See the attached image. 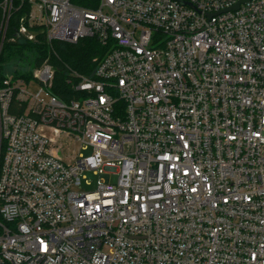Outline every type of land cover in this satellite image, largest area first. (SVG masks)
<instances>
[{"label":"built area","instance_id":"built-area-1","mask_svg":"<svg viewBox=\"0 0 264 264\" xmlns=\"http://www.w3.org/2000/svg\"><path fill=\"white\" fill-rule=\"evenodd\" d=\"M13 1L0 52L21 6L106 51L69 99L47 62L0 81V264H264V0Z\"/></svg>","mask_w":264,"mask_h":264},{"label":"trees","instance_id":"trees-1","mask_svg":"<svg viewBox=\"0 0 264 264\" xmlns=\"http://www.w3.org/2000/svg\"><path fill=\"white\" fill-rule=\"evenodd\" d=\"M1 1V0H0ZM81 4L87 5V2L80 1ZM14 6L18 8L17 0L13 1ZM23 6L18 8L10 17L5 39L0 52V81L3 79L2 69L6 63L20 58L21 53L28 52L31 54L32 67H40L44 62L50 64L54 69V76L51 86V92L59 98L65 100L73 97L75 92L71 84L67 82L68 69L85 76H91L95 66V57L105 53L106 47L103 46L96 38L87 37L80 39L77 43L68 44L59 41L48 42L43 33L36 35V40L29 41L14 33L17 25L18 15L22 12ZM2 10L0 7V21ZM13 38V39H12ZM32 76H27L29 80ZM76 95V94H75ZM14 101V100H13ZM11 112H21L24 105L13 106Z\"/></svg>","mask_w":264,"mask_h":264},{"label":"rangeland","instance_id":"rangeland-1","mask_svg":"<svg viewBox=\"0 0 264 264\" xmlns=\"http://www.w3.org/2000/svg\"><path fill=\"white\" fill-rule=\"evenodd\" d=\"M21 57L20 58H16L13 61H10L9 63H6V65H4V68L2 69V73H3V78H18V79H23L24 81H28L26 78L27 76L34 72V70L37 67H32V59L30 57V53L27 52L26 53H21ZM32 77V76H31ZM29 88L31 91H37V89L39 88V85L36 82H31L29 84ZM79 152L83 155H87L89 153H91V148H80ZM84 181L85 182H89V185H86L85 183V188H92L95 186V183L98 180V175L94 174L92 171H84Z\"/></svg>","mask_w":264,"mask_h":264},{"label":"water","instance_id":"water-1","mask_svg":"<svg viewBox=\"0 0 264 264\" xmlns=\"http://www.w3.org/2000/svg\"><path fill=\"white\" fill-rule=\"evenodd\" d=\"M245 1H247V0H239V1H238V2L232 7V9L237 8L238 5H239L240 3L245 2Z\"/></svg>","mask_w":264,"mask_h":264}]
</instances>
